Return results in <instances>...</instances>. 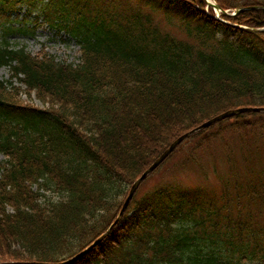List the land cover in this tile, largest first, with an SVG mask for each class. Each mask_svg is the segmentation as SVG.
<instances>
[{
  "label": "trees",
  "instance_id": "16d2710c",
  "mask_svg": "<svg viewBox=\"0 0 264 264\" xmlns=\"http://www.w3.org/2000/svg\"><path fill=\"white\" fill-rule=\"evenodd\" d=\"M213 1L241 9L221 21L205 0H0V262L72 256L109 226L174 138L225 110L264 106V30L231 25L264 27V0ZM21 7L35 16L11 18ZM43 24L74 40L75 62L10 41ZM261 114L186 137L70 264H264V167L230 165L232 177L207 199L174 178L139 192L184 143L178 168L223 138L222 122L242 150L245 135L258 134L240 131Z\"/></svg>",
  "mask_w": 264,
  "mask_h": 264
},
{
  "label": "rangeland",
  "instance_id": "374dc122",
  "mask_svg": "<svg viewBox=\"0 0 264 264\" xmlns=\"http://www.w3.org/2000/svg\"><path fill=\"white\" fill-rule=\"evenodd\" d=\"M218 12L214 13V17L219 18ZM35 12L26 13L24 8L21 7L18 11L12 13L11 18L15 17L17 20L22 17L31 19L35 16ZM40 21V16L37 18V22ZM14 22V21H13ZM29 26V22L25 23ZM11 42H16L17 45H23L25 50L30 54L36 53L39 49L53 54L57 60L64 59L68 62L76 61L77 44L69 36L59 32L54 34L52 29H48L45 24L38 25L34 28L32 34L17 35L13 34L10 36ZM0 78H8V72L5 68H0ZM25 101H29L24 95L21 96ZM31 103L37 106L41 104L32 98ZM263 122L260 124L253 125L251 129L240 131L241 134L247 133V131L255 132L258 137L247 133V145L241 150L239 147L236 131L231 126H224L225 122L221 123V127H224L223 138L219 137L212 139L211 143L207 148L198 150L195 155L197 159L192 162L186 163L182 168H178L177 163L184 157V153L181 152L187 149L191 143H184L178 151L173 155L168 163H166L161 170L153 173L140 187L139 192L143 191L146 186L151 183L167 180H174L181 184L183 187L189 190L195 188L201 191L204 198L211 197L212 195H218L220 191V179L224 180L231 178L232 169H229L230 165H235L237 168L236 172H241L242 168H252L254 171H258V168L264 167V114H261ZM257 118V117H251ZM215 126L211 130H217ZM256 143L253 142L254 138ZM226 147H225V146ZM244 150V151H243ZM213 155V157L211 156ZM215 156V157H214ZM246 161L244 162L242 158ZM0 154V160L2 159ZM214 159V163H213ZM201 163V167L199 165ZM250 163V165L248 164ZM206 172V174L204 173ZM242 173V172H241ZM219 176V177H218ZM174 178V179H173ZM220 178V179H219ZM220 182V183H219ZM139 187V186H138ZM138 192V193H139ZM49 197L55 198L53 193H47Z\"/></svg>",
  "mask_w": 264,
  "mask_h": 264
},
{
  "label": "water",
  "instance_id": "95a60500",
  "mask_svg": "<svg viewBox=\"0 0 264 264\" xmlns=\"http://www.w3.org/2000/svg\"><path fill=\"white\" fill-rule=\"evenodd\" d=\"M206 3L208 6L212 7L214 10L219 11L223 14H226L227 12L225 10H222L218 7L217 4H215L213 1L206 0ZM259 6L257 5H249L246 6V9H251V8H257ZM241 7H236L229 15H234L237 13ZM235 27L242 28V29H247L250 31H260L264 30V27L261 28H252V27H245L242 25H236V24H231ZM241 112H264V106H242L238 108H233V109H228L223 112H220L219 114H216L207 120L201 122L197 126L183 132L182 134L178 135L176 138H174L164 149L163 151L139 174L137 178H135L132 183L129 185L128 190L126 192V195L121 203V206L114 217L113 221L109 224V226L102 232L100 233L94 240H92L88 245L83 247L80 251L75 253L69 258L56 261V262H47V261H35V260H29V261H4L0 262V264H70L71 262L75 261L79 257L83 256L85 253H87L94 245H96L110 230V228L116 223L118 220V217L121 215V213L124 211L126 208L129 200L131 199L134 191L140 184L142 180H144L148 174H150L167 156L170 154L173 149L176 148V146L184 140L186 137H188L190 134H192L195 131H198L204 127H207L219 120H222L226 117H229L235 113H241Z\"/></svg>",
  "mask_w": 264,
  "mask_h": 264
}]
</instances>
